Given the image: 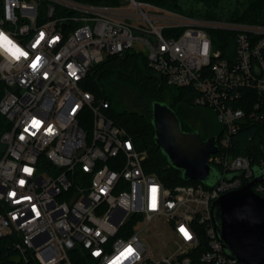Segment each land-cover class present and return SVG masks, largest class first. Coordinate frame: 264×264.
<instances>
[{"label": "built area", "instance_id": "obj_1", "mask_svg": "<svg viewBox=\"0 0 264 264\" xmlns=\"http://www.w3.org/2000/svg\"><path fill=\"white\" fill-rule=\"evenodd\" d=\"M217 29L237 32L234 60L214 48ZM0 31L26 53L16 60L0 48V112L10 125L0 138V264H241L217 237L211 207L264 167V156L232 149L247 117L264 119V109L254 110L264 106L263 24L145 0H0ZM126 51L145 54L153 72L191 87L194 105L215 113L217 184L165 186L146 170L148 152L108 116L109 101L84 88L94 64ZM244 90L263 96L249 113ZM253 190L264 197V180ZM153 222L167 240L157 254L145 240ZM199 224L208 237L201 252Z\"/></svg>", "mask_w": 264, "mask_h": 264}, {"label": "trees", "instance_id": "obj_2", "mask_svg": "<svg viewBox=\"0 0 264 264\" xmlns=\"http://www.w3.org/2000/svg\"><path fill=\"white\" fill-rule=\"evenodd\" d=\"M79 1L115 5L121 3L122 0ZM145 1L189 15L264 25V0H190L193 4L189 6H183L180 0ZM198 4L203 5L204 10L197 9L196 5ZM211 35L214 48L221 51L222 57L234 60L237 32L217 29L212 30ZM83 86L90 90L97 99L109 101V108L106 109L108 116L116 124L127 129L139 150L148 152V158L144 163L145 168L149 172H155L165 186L172 188L179 184H196L199 182L196 180L186 181L182 177L181 171L171 166L167 156L156 144L151 108L153 101L166 102L176 110L184 130L198 131L203 139L219 136L222 132V126L217 123L215 113L210 109L213 113V116H210L194 105L193 101L197 94L195 90L191 87L169 85L164 77L149 68L146 55L135 51L109 55L104 61L94 64L90 68ZM3 92L4 84L0 81V99ZM243 93L241 105L249 113L253 109V102L258 101L263 96L255 90H244ZM126 95L131 96L135 108H121ZM168 96L171 97V102L167 101ZM260 109H264V106L254 110L259 112ZM9 126L7 119L0 112V138L9 129ZM261 145H264V119L254 120L247 117L234 135L233 152L251 154L257 161L259 157L264 156V149L261 148ZM1 150L3 151V145L0 143ZM213 167L219 172L217 167ZM204 185L208 188L211 187ZM197 228L200 238L198 250L201 252L207 249L208 237L204 224H199ZM7 239L5 238V241ZM7 246L4 245V251L1 255H6L7 250H9ZM76 264L82 263L77 261Z\"/></svg>", "mask_w": 264, "mask_h": 264}, {"label": "water", "instance_id": "obj_3", "mask_svg": "<svg viewBox=\"0 0 264 264\" xmlns=\"http://www.w3.org/2000/svg\"><path fill=\"white\" fill-rule=\"evenodd\" d=\"M151 108L155 142L171 166L186 181L217 184L221 176L210 157L219 150L218 136L203 139L198 131L184 130L176 110L166 102L153 101ZM255 173L253 180L224 193L211 207L217 237L225 252L241 264H264V197L253 190L264 180V167H255Z\"/></svg>", "mask_w": 264, "mask_h": 264}, {"label": "rangeland", "instance_id": "obj_4", "mask_svg": "<svg viewBox=\"0 0 264 264\" xmlns=\"http://www.w3.org/2000/svg\"><path fill=\"white\" fill-rule=\"evenodd\" d=\"M183 4V6H189L192 5L193 3H191L190 0H180ZM234 1V0H231ZM229 8V4L227 5ZM226 7V6H224ZM196 8H200L201 10H204V6L201 4L196 5ZM135 48L137 49H141L143 51V53L147 52V49L143 46L140 45H135ZM168 102H171L172 99L171 97L168 96L167 99ZM121 108H127V109H131V108H135V106L132 104V100H131V96H125L124 100L122 102ZM198 109H201L203 112H205L206 114H209L210 116H213V113L211 112V110L209 108L206 107H200L197 106ZM216 120V119H215ZM217 121V120H216ZM218 124H220L217 121ZM145 240L147 241L149 247H150V251L152 252V254H157L159 253V251H162L166 245L167 240H159V236H158V223H154L151 225V227L149 228V231L146 233L145 235ZM163 241V242H162ZM164 247V248H163ZM171 249H169L170 251ZM173 251V248H172Z\"/></svg>", "mask_w": 264, "mask_h": 264}, {"label": "snow or ice", "instance_id": "obj_5", "mask_svg": "<svg viewBox=\"0 0 264 264\" xmlns=\"http://www.w3.org/2000/svg\"><path fill=\"white\" fill-rule=\"evenodd\" d=\"M43 36V34H42ZM0 43H2V45L7 49V51L16 59H19L21 56H25L26 53L23 52L20 48L16 47L15 45H13L10 41L7 40L6 37L0 36ZM39 60V57H37V61ZM37 66L36 62H34L32 64V67L35 68ZM36 123V122H34ZM182 232H184V235L186 237H188V233L186 231H184L183 229H181ZM128 253L132 252V249L129 248L127 249Z\"/></svg>", "mask_w": 264, "mask_h": 264}, {"label": "clouds", "instance_id": "obj_6", "mask_svg": "<svg viewBox=\"0 0 264 264\" xmlns=\"http://www.w3.org/2000/svg\"><path fill=\"white\" fill-rule=\"evenodd\" d=\"M0 36H3V37H6L8 41H10L13 45H15L16 47L19 48L18 45L15 44L14 41H12L9 36L7 34H5L3 31H0ZM0 48H3L5 51H7V49L2 45V43H0ZM16 59V58H15ZM20 59V58H19ZM19 59H16V60H19Z\"/></svg>", "mask_w": 264, "mask_h": 264}]
</instances>
